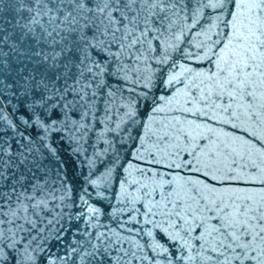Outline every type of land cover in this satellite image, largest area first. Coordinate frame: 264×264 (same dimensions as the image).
<instances>
[{"label":"snow or ice","instance_id":"1","mask_svg":"<svg viewBox=\"0 0 264 264\" xmlns=\"http://www.w3.org/2000/svg\"><path fill=\"white\" fill-rule=\"evenodd\" d=\"M0 264H264V0H0Z\"/></svg>","mask_w":264,"mask_h":264},{"label":"water","instance_id":"2","mask_svg":"<svg viewBox=\"0 0 264 264\" xmlns=\"http://www.w3.org/2000/svg\"><path fill=\"white\" fill-rule=\"evenodd\" d=\"M101 146H102V145H101ZM62 147H63V145H62ZM64 155H65V157H67V156H69V155H70V154L67 152V149H66V147H65Z\"/></svg>","mask_w":264,"mask_h":264}]
</instances>
